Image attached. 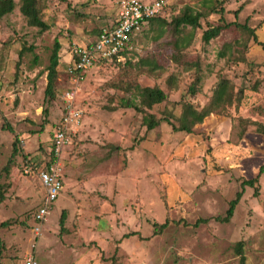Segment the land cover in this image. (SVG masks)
<instances>
[{
  "label": "rangeland",
  "instance_id": "rangeland-1",
  "mask_svg": "<svg viewBox=\"0 0 264 264\" xmlns=\"http://www.w3.org/2000/svg\"><path fill=\"white\" fill-rule=\"evenodd\" d=\"M13 1L12 13L0 19V223H8L0 228V264H23L30 253L36 264H238L234 247L239 241L246 264H264V172L258 175L264 166V51L250 33L234 25L208 44L202 41V33L220 25L222 17L255 29L257 42L264 43V0H163V22L136 32L121 61L100 59L89 68L75 101L82 111L80 124L68 147H80L76 136L81 133L82 141H88L81 142L80 152L86 146L94 150L87 159L98 160L118 145L115 155L124 170L130 164L125 177L132 185L128 192L125 187L115 225L85 213L82 220L70 218L68 229L91 236L115 229L134 235L121 237L117 246V241L102 243L104 249L93 241L86 248L74 242L73 250L65 247L71 260L65 262L58 250L63 203L56 199L51 205L35 237L32 216L42 189L36 174L24 170L30 160L41 162L60 122L70 50L93 43L115 19L120 0H37L40 18L48 25L44 32L29 27L20 1ZM187 13L203 15L198 28L175 27L174 19ZM55 41L59 61L55 97L49 100L44 89ZM144 61L151 65H142ZM221 79L232 84L231 106L190 133L174 131L163 121L148 132L142 114L122 107V98L133 97L139 86L157 87L166 99L146 112L178 126L183 106L202 109ZM190 87L195 95L188 93ZM257 177L254 189L241 187ZM241 189L231 220L214 221L225 215ZM101 197L94 193L83 199L90 212L96 208L93 200ZM198 219L208 222L193 226ZM166 221L165 229L154 227Z\"/></svg>",
  "mask_w": 264,
  "mask_h": 264
},
{
  "label": "built area",
  "instance_id": "built-area-1",
  "mask_svg": "<svg viewBox=\"0 0 264 264\" xmlns=\"http://www.w3.org/2000/svg\"><path fill=\"white\" fill-rule=\"evenodd\" d=\"M118 5L119 9L112 28L102 29L93 43L84 46L74 45L70 50L71 62L65 70L68 87L60 96L61 119L50 137L47 163L36 172L43 189V198L33 215L35 237L40 235L41 225L46 221L51 205L56 201L63 187L62 153L71 144L72 136L80 124L82 111L75 106V101L89 68L100 59L121 61L122 52L130 47L131 37L144 24L160 17L165 1L154 0L144 3L139 0H120ZM24 172L32 173V168L29 166ZM23 264H36L31 253L25 257Z\"/></svg>",
  "mask_w": 264,
  "mask_h": 264
},
{
  "label": "trees",
  "instance_id": "trees-1",
  "mask_svg": "<svg viewBox=\"0 0 264 264\" xmlns=\"http://www.w3.org/2000/svg\"><path fill=\"white\" fill-rule=\"evenodd\" d=\"M19 1H20L19 11L21 15L25 18L27 25L29 27L37 28L41 32L46 31L48 29V25L45 22H43L42 19L40 18L39 10L37 7V0H19ZM13 10H14L13 0H0V19L12 13ZM219 12L222 13L223 10L220 9ZM235 13H237V11ZM202 16L203 15L199 13L195 15L187 13V14L180 16L179 18L174 19L173 23H175V27H179L181 25H187L193 29H196L199 27V20L201 19ZM155 19H158V17ZM155 19H152V20H155ZM220 22H221L220 25L207 28L202 33L203 43L208 44L210 40L217 38L223 30L234 25L250 33L253 36L254 42H256L257 45L261 46L264 51V43L257 42L256 40V36L254 35L255 29L249 28L246 24L239 25L235 22L227 23L223 20L222 17L220 18ZM129 50L130 49L127 48L124 52H122L121 55L125 56ZM59 51H60V44L57 41H55L53 45L52 53L49 59V65L47 67L46 86L44 89V96L45 98H48L49 100H52L55 97L54 89H55V82L57 79ZM102 61H116V60H102ZM145 63H147L148 65H151L147 61L141 62L142 65ZM151 70L152 68L150 69V71ZM188 93L191 95H195L196 90L193 87H190L188 90ZM232 93H233V87H232V84L229 82V80L221 79L217 83L216 87L214 88L211 100L202 109L197 110L191 104H188V103L183 106L180 117L177 119L178 126H174L169 120H162V119L157 120L153 116V114H149L146 112V110H151L153 107L158 106L159 104L163 103L166 99V94L157 87H140L139 86V88H137V91L135 92L133 97H130L129 99L124 98L125 101L122 102V107H125V108L131 107L136 112L142 114V125L148 131L153 130L159 125L161 121H163L167 123L168 125H170L174 131H184L186 133H190L192 132V129L197 124H201L210 115H213V114L220 115L223 112H225L227 108H229L232 104V98H233ZM16 143H17V139L13 143V155L17 153ZM47 160H48L47 156L45 160L43 161L40 160L41 161L40 163H35L30 160V164L32 166L31 165L29 166L32 168V172L36 173L40 169H42L46 165ZM4 170L8 171V168L5 167ZM263 172H264V166H261L259 168L258 175H261ZM258 177L255 178V180L242 182L241 187L243 188L244 186H249L250 188L254 189L256 180L258 179ZM242 194H243V190L241 189V191H238L235 194L234 199L229 202V206H228V209L225 211V215L223 217L217 216L213 218V220L221 224L228 223L233 217L235 206L239 202ZM253 195L254 196L257 195L256 189L254 190ZM1 199L2 198H0V201ZM64 221H65V213L62 212L59 218L60 234L63 233L65 230ZM207 222H208L207 219H198L194 223L193 226L197 227L198 225L204 224ZM7 226H8L7 222L0 223V228H6ZM167 226H168L167 221L161 225L154 224V227H158L159 230H163ZM133 235L134 233H129V234L124 235L123 238H128ZM234 251L239 258L238 264H246V259L243 253L244 252L243 251V241H239L235 244Z\"/></svg>",
  "mask_w": 264,
  "mask_h": 264
},
{
  "label": "crops",
  "instance_id": "crops-1",
  "mask_svg": "<svg viewBox=\"0 0 264 264\" xmlns=\"http://www.w3.org/2000/svg\"><path fill=\"white\" fill-rule=\"evenodd\" d=\"M142 1V0H139ZM154 0H148V1H142L144 3H150ZM117 12V10H116ZM162 16H160L161 18ZM158 17V19L152 20L150 22H147L144 24L139 31V33L144 30V28L147 25H152L154 22H163ZM116 20L115 19L109 24L106 29H110L114 26ZM177 28V27H176ZM103 29V28H102ZM135 35V34H134ZM133 35V36H134ZM137 35V34H136ZM135 35V36H136ZM133 36L131 38L130 43L132 42ZM213 40V39H212ZM211 41V40H210ZM209 41V42H210ZM91 43V42H90ZM88 45V44H86ZM124 57V56H122ZM70 61V57L68 59ZM124 99V98H122ZM125 100H122V102ZM121 102V103H122ZM61 107V104H60ZM61 111V110H60ZM148 131V130H147ZM152 131V130H150ZM149 132V131H148ZM193 132V131H192ZM78 139L76 142V145L80 146H70L67 149L65 148L62 153V160L64 165V171H63V187L62 190L57 198L58 202L63 203L61 205L62 212L65 213V221H64V232L61 233V236H63V239L61 240V246L58 248V250H61V261L63 262L65 259L70 260V254L66 253L65 247L68 249L73 250V244L74 242H77L80 245H85L84 248L89 244L90 241H93L97 244L98 247H101L104 249V246H102V243L105 245L109 244V241L116 242L114 243L115 246L119 245L118 240L125 235L120 234V232L115 229L113 231H109L106 234L104 233H97L96 236H91L90 234L84 232V230H74L72 228L71 230L68 229V220L70 218H79L80 220L85 218V213H90L93 215L94 218L100 217L101 219L105 220L104 223L106 224H112L115 225V220L118 218L115 216V212L118 210L119 207L122 206V203L125 202V193L129 191L130 183L125 177V171H129V165L127 164L126 169L123 167V160L121 159V162H118V158L116 155L118 152V145L114 147V150L110 153V149H106V155L103 154L99 157L98 160H95L91 158V160L87 159L88 152H94L92 149H88L86 146L83 149V153L80 152V148L82 147L81 142L83 145H85L84 141L87 142V138L82 141V135L81 133H78L76 136ZM101 139H103V136H101ZM108 143V142H106ZM110 143V142H109ZM113 144V143H111ZM50 145V142H49ZM49 145L46 149L45 155L41 157V160H45L46 156L48 155L49 151ZM114 145V144H113ZM99 147V146H98ZM97 147V148H98ZM129 147V146H127ZM77 148V149H76ZM131 150L134 149V147H129ZM103 151V150H101ZM116 154V155H115ZM116 157V159H115ZM79 158H82L80 161ZM116 164V166H115ZM119 164V165H118ZM33 173V172H32ZM35 173V172H34ZM30 174V173H29ZM36 174V173H35ZM36 180L38 181L37 177ZM148 180L145 176L143 178V181ZM39 183V181H38ZM40 185V184H39ZM41 187V186H40ZM77 187L78 190L76 191L75 195H72L70 192L74 190V188ZM125 187L128 188L127 192H125ZM42 189V187H41ZM133 190V189H131ZM97 196H102L101 200L96 198L93 201L96 203V208L91 212L87 205L85 204V200L83 199L87 197L89 200V196L91 199V195L94 194ZM138 193V192H137ZM136 195V193H135ZM135 195L133 197H135ZM75 196V197H74ZM43 197V189H42V195L41 199ZM56 200V201H57ZM91 201V200H90ZM41 202H39L38 207L40 206ZM75 204V205H74ZM54 204L52 205V207ZM70 207V209H68ZM80 226L82 224L80 223ZM111 230V229H110ZM133 233V232H132ZM120 235V236H119ZM92 237V238H91ZM112 243V245H113ZM63 245V246H62ZM50 252L56 253V250H49ZM71 261V260H70ZM65 262V261H64ZM69 264V263H67Z\"/></svg>",
  "mask_w": 264,
  "mask_h": 264
}]
</instances>
